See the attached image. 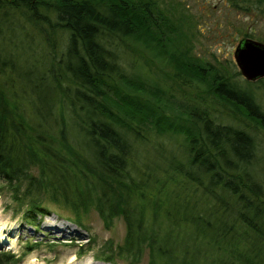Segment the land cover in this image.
Listing matches in <instances>:
<instances>
[{
  "label": "trees",
  "instance_id": "16d2710c",
  "mask_svg": "<svg viewBox=\"0 0 264 264\" xmlns=\"http://www.w3.org/2000/svg\"><path fill=\"white\" fill-rule=\"evenodd\" d=\"M163 1L0 0L1 187L28 224L47 203L80 227L90 206L105 224L121 215L122 244L95 254L105 261L132 264L146 249L148 264H264V77L244 86L229 64L194 55L186 6ZM224 1L264 15V0ZM29 26L65 37L52 83L19 59ZM139 39L175 63L181 84L205 87L182 101L130 79L123 61ZM208 98L230 104L234 123ZM149 125L181 133L183 157L140 162Z\"/></svg>",
  "mask_w": 264,
  "mask_h": 264
},
{
  "label": "rangeland",
  "instance_id": "374dc122",
  "mask_svg": "<svg viewBox=\"0 0 264 264\" xmlns=\"http://www.w3.org/2000/svg\"><path fill=\"white\" fill-rule=\"evenodd\" d=\"M166 1L168 0H164L163 3L167 4ZM173 1L186 6L185 11L189 13L188 16L196 28L195 36L188 35L191 39L193 54L209 61L213 58L224 61L223 63L229 64V71L233 73L232 79L247 86L244 83L247 80L239 73L233 61L232 51L242 37H251L264 42V15L246 13L224 0ZM32 29L33 27L29 26V31H26L27 38L24 37V33L17 32L23 38L19 36L16 51L21 53L19 59L22 60L24 67L42 68L52 83V73L58 71L53 62L59 59L60 52L66 48L65 37L63 35L60 37L53 32L46 35L45 33L35 34ZM44 31L48 30L44 29ZM245 32L251 36L244 35ZM148 42L143 39L137 40L135 45L137 53L133 58L136 61L131 57L123 61L124 70L131 76L130 79L136 81L137 75L144 76L150 81L153 79L163 89L172 88L170 92L180 97L182 101L185 97H182L180 91L193 93V89L199 91V88L205 87L203 83H198L199 86L196 83L193 86L181 84L182 79L175 74V68L172 65L175 63L169 62L165 54L156 56L155 50L157 52L159 50L146 46ZM147 47L150 49H145ZM59 76L62 78L61 75ZM61 82H63L62 79ZM204 97L207 98L205 95ZM208 99L209 107L216 110L214 113L217 116L234 123L229 119L233 118L230 104L223 105L214 101L213 98ZM142 134L145 143L139 146L137 157L140 162L161 163L172 154L183 157L182 149L186 147V143L181 133L172 131L158 133L149 125L142 129ZM261 164V167L264 166L263 162ZM16 207L18 206L11 199L9 191L1 187L0 183V251H9L13 254V262L9 264H29V262L66 264L71 260L74 261L72 264H82L86 260L94 264H129L127 260L117 257L114 258V262L95 257L96 253L101 249L106 250L107 246L116 252L114 247L122 244L126 225L121 215L113 217L105 224L97 210L90 206L82 217L83 226L80 227L72 220L66 219L64 210L47 203L48 214L36 216L34 222L28 224L22 221L19 214L14 213L13 210ZM58 226H61V229L54 230L60 228ZM148 260V251L145 249L137 260L131 261H133L132 264H148Z\"/></svg>",
  "mask_w": 264,
  "mask_h": 264
},
{
  "label": "water",
  "instance_id": "95a60500",
  "mask_svg": "<svg viewBox=\"0 0 264 264\" xmlns=\"http://www.w3.org/2000/svg\"><path fill=\"white\" fill-rule=\"evenodd\" d=\"M232 55L239 73L247 81L264 77V42L242 37L236 43Z\"/></svg>",
  "mask_w": 264,
  "mask_h": 264
},
{
  "label": "bare ground",
  "instance_id": "6f19581e",
  "mask_svg": "<svg viewBox=\"0 0 264 264\" xmlns=\"http://www.w3.org/2000/svg\"><path fill=\"white\" fill-rule=\"evenodd\" d=\"M58 227H60V228H56V229H54V230H56V231H59V229H61V226H58ZM34 260H36V258H34ZM33 261V260H32ZM31 261V262H32ZM74 261L73 260H71V262H67L66 264H72ZM29 264H34V263H30L29 262ZM35 264H37V263H35ZM82 264H94V263H92L91 261H89V260H86V261H84V262H82ZM101 264V263H100Z\"/></svg>",
  "mask_w": 264,
  "mask_h": 264
}]
</instances>
